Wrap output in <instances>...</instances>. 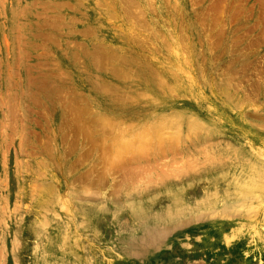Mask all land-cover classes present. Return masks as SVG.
Listing matches in <instances>:
<instances>
[{
    "label": "rangeland",
    "instance_id": "rangeland-1",
    "mask_svg": "<svg viewBox=\"0 0 264 264\" xmlns=\"http://www.w3.org/2000/svg\"><path fill=\"white\" fill-rule=\"evenodd\" d=\"M165 62L190 85L159 97L233 133L152 144L120 164L97 119L136 126L148 101L137 110L105 89L114 75ZM263 82L264 0H0V264H264V184L251 182V168L264 171ZM228 83L240 100L233 122ZM204 147L238 152L183 174L186 159L206 162ZM244 183L252 189L240 193Z\"/></svg>",
    "mask_w": 264,
    "mask_h": 264
},
{
    "label": "bare ground",
    "instance_id": "bare-ground-1",
    "mask_svg": "<svg viewBox=\"0 0 264 264\" xmlns=\"http://www.w3.org/2000/svg\"><path fill=\"white\" fill-rule=\"evenodd\" d=\"M140 20H142V19H140ZM137 23H139V22H137ZM144 23V22H143ZM140 24V23H139ZM142 26V25H141ZM148 27H149V25H148ZM142 28H143V26H142ZM135 29H136V27H135ZM147 30V29H146ZM148 30H150V29H148ZM147 30V31H148ZM151 31H152V29H151ZM151 31H148L147 32V34L149 33V32H151ZM91 32V31H90ZM142 32V31H141ZM154 33V32H153ZM156 34V33H155ZM150 36V35H149ZM148 36V37H149ZM151 36H152V34H151ZM147 37V36H146ZM157 38V37H156ZM158 39V38H157ZM151 40V39H150ZM160 40V39H159ZM152 41V40H151ZM161 42V41H160ZM117 50V49H116ZM124 50V49H123ZM121 51H122V49H121ZM128 53V52H127ZM132 53V52H131ZM135 53V52H134ZM103 56V55H102ZM128 56V55H127ZM127 56H125V57H127ZM136 56V55H135ZM119 57V56H118ZM129 57V56H128ZM127 57V58H128ZM115 58V57H114ZM97 59H98V57H97ZM103 59V58H102ZM104 59H106V58H104ZM111 59V58H110ZM115 59H117V56H116V58ZM125 59V58H124ZM131 59V58H130ZM99 60V59H98ZM107 60V59H106ZM97 61V60H96ZM121 61V60H120ZM139 61V60H138ZM101 62V61H100ZM153 62V61H152ZM98 63H99V61H98ZM135 63V62H134ZM127 64V63H126ZM130 64H132V63H130ZM149 64V63H148ZM148 64H146V63H143V64H141L142 66H140L139 67V69L138 70H136V72L135 71H133V72H125V73H121L120 75H118V77L116 76V75H114L115 77H116V80H117V83H115L114 85L115 86H112V83H111V85H110V87L108 88V89H105L106 91H105V93L107 94V96L108 95H115V96H117V97H121V96H123V98H122V101L123 102H126V101H130L131 103L130 104H125L124 106H128V107H131V108H135V109H137V110H139L140 108V106L142 105V104H144L143 103V99L144 100H147L148 101V104H146L144 107H142V109H148V110H145V113H143V110H142V113L143 114H145L146 115V113H147V111H149V109L151 108V107H154V108H160V109H157L154 113H152V114H150L149 116L147 115L146 117H145V115H144V121H142L140 124L138 123V125H136V126H134V124L132 125L131 124V121L133 120V119H128V117L127 118H124V119H122V118H116V117H106L104 114H101L100 113V116L98 117L99 119H97V123L96 124H98L100 127H102V129H101V137H103L104 139H107L108 140V138H110L111 139V137H114V140H115V142L117 141L118 143H117V145H116V147L114 148V154H115V157L114 158H116V162H118V163H120V164H122V162L124 161V159L125 158H127V157H125L124 158V156H125V154H127V153H129V152H135L136 151V153H140V152H137V151H140L141 150V148H142V150L143 149H145L146 147H148V146H152V144H154L155 146H166V147H169V146H171V147H174L173 145H176L177 146V144L178 143H182V144H184L185 143V141L187 140V141H189L188 140V138L190 137V139H191V137L192 138H194V139H196V140H201V139H204V138H206V137H208V133L209 132H213V133H215V134H217V133H233V130H231V129H227V127L226 128H224V129H213V128H211V126L210 125H213L214 126V120H213V118L212 117H207V118H202L200 115H197V114H195V112L194 111H191L190 110V108L188 109L187 107H185V106H180V105H177V104H174L173 102H171L170 100H167V98L166 99H162V98H160L159 97V94L160 93H163V94H167V93H169V91L170 92H177L179 95H182V94H185L184 92L186 91V90H188V88H189V83H187L186 81H184L185 79H183V77H182V73L180 72V70H179V66H177L175 63H173V64H171V62L169 63V62H165V63H163V65H162V67H157V66H155L156 65V63H155V65L153 66L152 65V63L150 64V65H152V67L151 66H148ZM229 64V63H228ZM109 65V64H108ZM129 65V64H128ZM127 65V66H128ZM133 65V64H132ZM147 65V66H146ZM122 66V65H121ZM131 66V65H130ZM136 66V65H135ZM145 66V67H144ZM189 66V65H188ZM103 67V66H102ZM107 67V66H106ZM112 67V66H111ZM119 67V66H118ZM132 67V66H131ZM190 67V66H189ZM231 67V66H230ZM142 68V69H141ZM222 68V67H221ZM227 68V67H226ZM113 69V68H112ZM116 69V68H115ZM135 69V68H134ZM141 69V70H140ZM229 69V68H228ZM126 70V69H125ZM189 70V69H188ZM223 70V69H222ZM221 70V71H222ZM238 70V69H237ZM236 70V71H237ZM107 71V70H106ZM115 71V70H114ZM116 71H117V69H116ZM121 71V70H120ZM228 71V70H227ZM231 71V70H230ZM235 71V70H234ZM113 72V71H112ZM122 72V71H121ZM219 72V71H218ZM238 72L239 71H237V73L236 74H238ZM115 73V72H114ZM120 73V72H119ZM229 73V72H228ZM233 73V72H232ZM108 74V73H107ZM117 74V73H116ZM220 74H222V73H220ZM113 75V74H112ZM184 75V74H183ZM111 76V75H110ZM244 76V75H243ZM177 77H180V79H178ZM184 77H186V76H184ZM224 77V76H223ZM233 77V76H232ZM238 77V76H237ZM109 78V77H108ZM195 78V77H194ZM197 78V77H196ZM226 78H228V77H226ZM247 78V77H246ZM233 79V78H232ZM115 80V79H114ZM229 80V79H228ZM233 80H236V79H233ZM108 81H109V79H108ZM129 81V82H128ZM196 81V80H195ZM219 81V80H218ZM217 81V82H218ZM226 81V80H225ZM113 82V81H112ZM241 82V81H240ZM239 82V83H240ZM103 83V82H102ZM105 83V82H104ZM108 83V82H107ZM106 83V84H107ZM196 83V82H195ZM226 83V82H225ZM234 83V82H233ZM246 83V82H245ZM236 84V83H235ZM263 84H264V82H263ZM221 85V84H220ZM227 86H223L222 87V93H223V96H224V98H225V100H226V105H227V110H226V112L227 113H229V121L230 122H233V120H235V118H236V115H237V111H239L238 109V107H239V101H238V103H235V99L233 100L232 99V86L228 83V84H226ZM237 85V84H236ZM244 85V84H243ZM217 87H218V85H217ZM251 87V86H250ZM106 88V87H105ZM195 89V88H194ZM241 89V88H240ZM243 89H244V87H243ZM239 90V89H238ZM102 92V91H101ZM220 92V91H219ZM233 92H234V90H233ZM241 92V91H240ZM249 92V91H248ZM247 91H246V93H248ZM237 93V92H236ZM171 95V94H170ZM240 95V94H239ZM246 95V94H245ZM165 96H167V95H165ZM174 96V95H173ZM176 96V95H175ZM220 96V95H219ZM218 96V97H219ZM246 96H248V94L246 95ZM179 97V96H178ZM237 97H239V96H237ZM109 98H110V96H109ZM114 98V97H113ZM112 98V99H113ZM165 98V97H164ZM176 98V97H175ZM114 99H116V98H114ZM121 99V98H120ZM106 100V99H105ZM237 100V99H236ZM223 101V100H222ZM244 101V100H243ZM119 102H121V101H119ZM142 102V103H141ZM218 102H220V101H218ZM261 102V101H260ZM101 103V102H100ZM118 103V102H117ZM146 103V102H145ZM217 103V102H216ZM222 103V102H221ZM243 104V103H242ZM241 104V105H242ZM103 105V104H102ZM122 105V104H121ZM105 106V105H104ZM188 106V105H187ZM74 107V106H73ZM123 107V106H122ZM246 107V106H245ZM108 108V107H107ZM219 108V107H218ZM241 108V107H240ZM105 109V108H104ZM130 109V108H129ZM191 109H193V108H191ZM85 110V109H84ZM92 110V109H91ZM134 110V109H133ZM224 110V109H223ZM119 111V110H118ZM141 111V110H140ZM139 111V112H140ZM83 112V111H82ZM93 112V111H92ZM78 113V112H77ZM136 113V112H135ZM141 113V114H142ZM83 114V113H82ZM87 114V113H86ZM123 114V113H122ZM140 114V115H141ZM138 116L137 117V115H135L134 114V116H136L135 117V119H138V118H140L141 116ZM223 115V114H222ZM128 116V115H127ZM130 116V115H129ZM131 118V117H130ZM227 118H228V116H227ZM91 119V118H90ZM96 119V118H95ZM95 119H93V120H95ZM82 120V119H81ZM86 120V119H85ZM134 121V120H133ZM132 121V122H133ZM80 122V121H79ZM95 122V121H94ZM140 122V121H139ZM229 122V123H230ZM86 123V122H85ZM235 123V122H234ZM82 126V125H81ZM94 126V125H93ZM231 126V125H230ZM243 126H245L246 128H248V127H250V125H249V122H246V123H244L243 124ZM248 126V127H247ZM88 128V127H87ZM94 128V127H93ZM91 130V129H90ZM89 130V131H90ZM98 130V129H97ZM107 130H109V131H111V133L109 134L108 132H107ZM214 130V131H213ZM245 130V129H244ZM88 131V130H87ZM221 131V132H220ZM99 132V131H98ZM88 133V132H87ZM91 133V132H90ZM244 133V132H243ZM242 133V134H243ZM245 134V133H244ZM213 135V134H212ZM201 137V138H200ZM214 137V136H213ZM98 138V137H97ZM209 138V137H208ZM215 138V141L217 140V142H218V140H220V139H218L217 137H214ZM213 138V139H214ZM95 138H93V140H94ZM212 139V140H213ZM102 140V139H101ZM205 140H207L208 141V139H205ZM210 140V139H209ZM105 141V140H104ZM179 141H181V142H179ZM204 141V140H203ZM229 141V140H228ZM202 142V141H201ZM214 142V141H213ZM227 142V141H226ZM262 142V141H261ZM90 143V142H89ZM100 143V142H99ZM110 143V142H109ZM188 143V142H187ZM186 143V144H187ZM212 143V142H211ZM211 143L209 144V145H211ZM263 143V142H262ZM229 144V143H228ZM208 145V144H207ZM227 145V144H226ZM243 145V144H242ZM6 146V145H5ZM190 146V145H189ZM206 146V145H205ZM219 146V145H218ZM107 147H109V146H107ZM158 147H156V148H158ZM181 147V146H180ZM198 147V146H197ZM196 147V148H197ZM203 147V146H202ZM232 146H230V148H231ZM234 147H235V145H234ZM165 148V147H164ZM184 148V147H183ZM233 148V147H232ZM151 148H149V150H150ZM171 149V148H170ZM177 149V148H176ZM216 149H218V150H215V149H212V147H211V149H205V147L202 149L201 148V150H199L200 152H203L204 154H205V163H201L200 162V160H198V161H196L195 159V161L196 162H194V160H193V158L192 157H195V155L194 156H192L190 159H186L185 160V165H184V163H183V165H184V167H183V169H182V173L183 174H188V173H190V172H194V171H196V172H198V171H205V170H208V169H210L212 166H214L215 164L214 163H216L217 162V160L219 159V160H222L221 158H218L222 153H224L223 151H226L227 153H230V154H236L235 152H238V150L237 151H233L232 149H229V148H226V149H223V150H221V147H220V149L219 148H216ZM239 149V148H238ZM240 149H241V147H240ZM169 150V149H168ZM236 150V149H235ZM145 151V150H144ZM153 151V150H152ZM184 151V150H183ZM191 151V150H190ZM159 152V151H158ZM166 152V151H165ZM185 152H187V151H185ZM141 153H142V151H141ZM141 153H140V155H141ZM149 153V152H148ZM153 153V152H152ZM167 153H169V151L167 152ZM176 153H177V151H176ZM188 153V152H187ZM191 153H193L192 151H191ZM247 153H249L248 151H247ZM132 154V153H131ZM225 154V153H224ZM242 154V153H241ZM156 155V154H155ZM186 155H188V154H186ZM186 155H184V156H186ZM238 155V154H237ZM252 155V154H251ZM2 156V155H1ZM86 156V155H85ZM127 156H128V154H127ZM138 156V155H137ZM200 156V155H199ZM221 156H223V155H221ZM232 156V155H231ZM135 156H133V158H134ZM142 157V156H141ZM145 157V156H144ZM187 157V156H186ZM185 157V158H186ZM188 157H190V156H188ZM198 157V156H197ZM203 157V156H202ZM203 157V158H204ZM224 157H226L225 155H224ZM228 157L230 158V156L228 155ZM250 157V156H249ZM114 158H113V161H114ZM184 158V159H185ZM199 158V157H198ZM233 158V157H232ZM232 158H231V160H232ZM238 158V157H237ZM244 158V157H243ZM248 158V157H247ZM112 159V158H111ZM155 159V158H154ZM128 161H129V159H127ZM126 160V161H127ZM224 160V159H223ZM227 160V159H226ZM239 160V159H238ZM257 160H259V159H257ZM112 161V160H111ZM125 161V162H126ZM132 161V160H131ZM135 161V160H134ZM184 161V160H183ZM241 161H243V160H241ZM263 161V160H262ZM130 162V161H129ZM128 162V163H129ZM140 162V161H139ZM139 162H138V164H139ZM153 162V161H152ZM231 162V161H230ZM233 162V161H232ZM240 162V161H239ZM244 162H247V161H244ZM250 162H252V161H250ZM261 162V161H260ZM118 163H117V165H118ZM127 163V162H126ZM135 163L136 162H134L133 164L135 165ZM226 163V162H225ZM262 163V162H261ZM16 164V163H15ZM119 164V165H120ZM125 164V163H124ZM247 164V163H246ZM252 164V163H251ZM110 165H112L113 166V164H110ZM115 165H116V163H115ZM128 165V164H127ZM130 165V164H129ZM157 165V164H156ZM174 166V165H173ZM172 166V167H173ZM178 166V165H177ZM248 166V165H247ZM21 167V166H20ZM135 167V166H134ZM133 167V168H134ZM139 167V166H138ZM143 167V166H142ZM168 167V166H167ZM169 167H170V165H169ZM168 167V168H169ZM220 167V166H219ZM218 167V168H219ZM224 167V166H223ZM226 167V166H225ZM254 167H256L255 165H254ZM110 168V167H109ZM127 168V167H126ZM132 168V170H134ZM136 168V167H135ZM140 168V167H139ZM144 168H146V167H144ZM217 168V169H218ZM121 169H123V168H120V170ZM181 169V168H180ZM215 169V168H214ZM110 170V169H109ZM116 170V169H115ZM128 171H129V169H127ZM149 170V169H148ZM212 170V169H211ZM111 171H113V170H111ZM138 171V170H137ZM116 172V171H115ZM171 172V171H170ZM174 172H176V169H175V171ZM179 172V171H178ZM88 173H90V171L88 172ZM133 173H136V171L135 172H133ZM166 172H163V174H165ZM169 172H167L166 174L168 175H166V177H168L169 178V175L171 174V173H169ZM201 173V172H200ZM199 173V174H200ZM205 173V172H204ZM251 182H252V185H253V187H256V183H257V186H262V184H264V171L263 170H261V169H259L258 167L257 168H251ZM138 174V173H137ZM139 174H142V173H139ZM159 174V173H158ZM178 175H179V173H177ZM133 175V174H132ZM143 175V174H142ZM146 175V174H145ZM150 175V174H149ZM160 175H162V174H160ZM159 175V176H160ZM172 175V174H171ZM134 176V175H133ZM141 176V175H140ZM159 176H157V177H159ZM190 176H191V174H190ZM86 177V176H85ZM89 177V176H88ZM137 177V176H136ZM142 177V176H141ZM161 177V176H160ZM159 177V178H160ZM171 177V176H170ZM172 177H176L175 175H173ZM151 177H149V179H150ZM179 178H181V177H179ZM249 178H250V176H249ZM84 179V178H83ZM89 179V178H88ZM87 179V180H88ZM138 179V178H137ZM141 179V178H140ZM149 179H146V180H148V182H149ZM158 178H156V180H157ZM162 179H163V177H162ZM175 179V178H174ZM132 180V179H131ZM142 180H144V179H142ZM141 180V181H142ZM151 180H152V178H151ZM150 180V182H153V181H151ZM153 180H155V179H153ZM159 180H161V179H159ZM164 180V179H163ZM169 180H171L170 178H169ZM176 180V179H175ZM186 180V179H185ZM78 181V180H77ZM83 181V180H82ZM134 181V180H133ZM140 180H138V182H139ZM173 181V180H172ZM181 181V180H180ZM81 182V181H80ZM88 182V181H87ZM146 182V181H145ZM159 182V181H158ZM164 182H166V181H164ZM167 182H168V180H167ZM177 182V181H176ZM82 183V182H81ZM98 183V182H97ZM154 183H156V181H154ZM153 183V184H154ZM262 183V184H261ZM96 184V183H95ZM95 184H94V186H95ZM140 184V183H139ZM161 185L163 184V183H160ZM211 184V183H210ZM228 184V183H227ZM83 185H85V183L83 184ZM82 185V186H83ZM90 185V184H89ZM91 185H92V183H91ZM102 185V184H101ZM101 185H99V186H101ZM143 185H145V184H143ZM152 185V184H151ZM208 185H209V183H208ZM239 185V184H238ZM146 186V185H145ZM246 186H249V185H246L245 183L244 184H242V186H240L241 188H240V190H239V192L240 193H242V192H244V191H248V190H250V189H252V188H250V187H246ZM48 187V186H47ZM84 187V186H83ZM92 187V186H91ZM151 187V186H150ZM153 187V186H152ZM208 187V186H207ZM231 187V186H230ZM46 188V187H45ZM89 188H90V186H89ZM89 188H85V189H89ZM146 188V187H145ZM213 188V187H212ZM44 189V188H43ZM48 189L50 190V187L49 188H47V192H48ZM84 189V188H83ZM233 189V188H232ZM231 189V190H232ZM237 189V188H236ZM239 189V188H238ZM258 189V188H257ZM90 190V189H89ZM94 190H95V188H94ZM100 190V189H99ZM148 190V189H147ZM152 190V189H151ZM216 190H219V189H217L216 188ZM41 191V190H40ZM43 191H45V190H43ZM85 191V190H84ZM88 191V190H87ZM90 191H92V190H90ZM90 191H88L89 192V194L91 193ZM96 191V190H95ZM211 191V190H210ZM256 191V190H255ZM258 191V190H257ZM47 192L45 191V193L47 194ZM52 192V191H51ZM88 192H86L85 194L88 196ZM94 192V191H93ZM208 192V191H207ZM221 192V191H220ZM249 192V191H248ZM253 192V191H252ZM259 192V191H258ZM33 193V192H32ZM42 193V192H41ZM41 193H39L40 195H41ZM50 193V192H49ZM48 193V194H49ZM95 194H96V192H94ZM94 193H91L90 195L92 196V194L94 195ZM99 193H100V191H99ZM105 193V192H104ZM214 193H215V191H214ZM214 193H212V196L214 195ZM251 193V192H250ZM51 194V193H50ZM52 194H53V192H52ZM51 194V195H52ZM97 194H98V192H97ZM216 194V193H215ZM239 194V193H238ZM83 196H84V194H82ZM86 195H85V197H86ZM98 195H100V194H98ZM234 195V194H233ZM257 195V194H256ZM264 195V194H263ZM101 196H103V195H101ZM117 196V195H116ZM182 196V195H181ZM221 196V195H220ZM244 196H246V195H244ZM251 196V195H250ZM78 197V196H77ZM97 197V196H96ZM100 197V196H99ZM226 197V196H225ZM237 197V196H236ZM239 197H241V196H239ZM238 197V198H239ZM246 197H248V196H246ZM47 197H45V199H46ZM93 198V197H92ZM101 198V197H100ZM192 198V197H191ZM207 198V197H206ZM210 198V197H209ZM217 198V197H216ZM224 198V197H223ZM222 198V199H223ZM241 198H243V197H241ZM48 199V198H47ZM46 199V200H47ZM221 199V200H222ZM260 199V198H259ZM259 199H257V201L259 200ZM51 200V199H50ZM105 200V199H104ZM201 200V199H200ZM216 200V199H215ZM44 201V200H43ZM42 201V202H43ZM48 201H49V199H48ZM180 201V200H179ZM195 201V200H194ZM178 202V201H177ZM182 202V201H181ZM180 202V203H181ZM199 202V201H198ZM44 203V202H43ZM50 203H52V202H50ZM49 203V204H50ZM54 203V202H53ZM197 203V202H196ZM206 203V202H205ZM40 204H41V202H40ZM40 204H38V205H40ZM46 204V203H45ZM201 204H203V203H201ZM69 205H71V204H69ZM73 205V204H72ZM103 205V204H102ZM180 205V204H179ZM208 205V204H207ZM216 205V204H215ZM205 206V205H204ZM70 207V206H69ZM98 207H100V206H98ZM250 207H252L251 205H250ZM257 207V206H256ZM49 208H50V206H49ZM68 208V207H67ZM66 208V210H68ZM205 208V207H204ZM81 209H83V208H81ZM251 209V208H250ZM253 209V208H252ZM251 209V210H252ZM255 209V208H254ZM43 210V209H42ZM71 210H73V209H71ZM214 210V209H213ZM212 210V211H213ZM38 211V210H37ZM46 211V210H45ZM47 211H49V210H47ZM81 211V210H80ZM83 211V210H82ZM246 211H249V210H246ZM84 212V211H83ZM93 212H95V211H93ZM204 212V211H203ZM218 212V211H217ZM47 213V212H46ZM54 213V212H53ZM91 213V212H90ZM95 213H98V212H95ZM36 214V213H35ZM45 214V213H44ZM92 214V213H91ZM186 214V213H185ZM195 214V213H194ZM214 214H215V211H214ZM213 214V215H214ZM250 214V213H249ZM86 215H87V213H86ZM38 216V215H37ZM244 217V216H243ZM54 218V217H53ZM38 220H41V219H38ZM14 221V220H13ZM40 222V221H39ZM38 223V222H37ZM94 224V223H93ZM262 224V223H261ZM239 228V227H238ZM233 235V233L231 234V236ZM226 235H224V237H225ZM58 238V236H57V234H53V235H50V241H49V243H48V248L49 249H52L53 251H55L56 249H57V247H55V241H56V239ZM225 240H226V237H225ZM63 242H64V239L62 240ZM61 241V242H62ZM62 242V243H63ZM65 243V242H64ZM47 244V243H46ZM62 245H65V244H62ZM42 246V245H41ZM61 246V245H60ZM55 247V248H54ZM36 248V247H35ZM41 248V250H42V252L45 250L44 249V247H40ZM54 248V249H53ZM55 261V260H54ZM71 261V260H70ZM54 264H69V262L68 261H66L65 259H62V260H57V261H55V263Z\"/></svg>",
    "mask_w": 264,
    "mask_h": 264
}]
</instances>
